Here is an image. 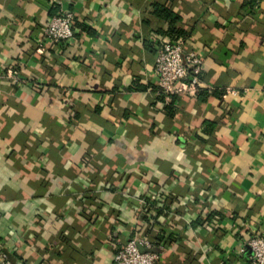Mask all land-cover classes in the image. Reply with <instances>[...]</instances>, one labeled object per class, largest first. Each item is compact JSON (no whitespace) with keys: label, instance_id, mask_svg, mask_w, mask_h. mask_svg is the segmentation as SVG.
I'll list each match as a JSON object with an SVG mask.
<instances>
[{"label":"crops","instance_id":"1","mask_svg":"<svg viewBox=\"0 0 264 264\" xmlns=\"http://www.w3.org/2000/svg\"><path fill=\"white\" fill-rule=\"evenodd\" d=\"M51 1L0 0V246L15 264H111L140 235L157 264H249L264 232V3L60 0L81 27L38 53ZM152 4L189 32L197 91L221 93L179 96L174 118L151 90L143 42L168 39ZM161 193L173 200L146 224Z\"/></svg>","mask_w":264,"mask_h":264},{"label":"built area","instance_id":"2","mask_svg":"<svg viewBox=\"0 0 264 264\" xmlns=\"http://www.w3.org/2000/svg\"><path fill=\"white\" fill-rule=\"evenodd\" d=\"M51 5L58 8V13L47 20L42 31L43 40L36 45L38 53L45 50V45L58 47L73 39L75 15L66 10L60 0H52ZM184 48L182 40L169 39L161 40L154 48L152 78L163 93L181 96L197 92L201 60L194 53H184ZM7 77L12 83L20 82L17 71L8 72ZM152 248V243L145 237L135 235L114 253L111 264H157L160 254ZM242 252L248 253L249 264H264V232L252 235ZM9 255L0 246V264H14Z\"/></svg>","mask_w":264,"mask_h":264},{"label":"trees","instance_id":"3","mask_svg":"<svg viewBox=\"0 0 264 264\" xmlns=\"http://www.w3.org/2000/svg\"><path fill=\"white\" fill-rule=\"evenodd\" d=\"M264 3V0H244L241 9H247V10H253L254 8L258 7L260 4ZM58 13V8L55 6L50 7L48 16L51 18L52 16L56 15ZM151 17L160 24H166L167 30L165 32H162L161 30H157L156 32L158 34L167 36V38L171 41L175 40H182L184 44H186L187 40L189 39V32L184 31L181 28H178V25L181 24V18L172 12L168 7H165L163 5L159 4H152L151 6ZM145 25H149L148 21H145ZM81 27L79 24H77V21L75 19V22L73 24V29ZM82 29L89 33L93 34L91 31L85 29L82 27ZM144 47L154 52L153 45L148 42H143ZM134 90L137 92H144L147 90V87L134 84ZM151 90L157 92L156 100L164 105V112L169 118H174L177 112V106L180 102L181 97L171 94V93H163L158 88L152 87ZM221 93L218 92H212L211 94H208L206 91L198 90L196 92V98L197 100L201 102H206L210 97L214 98H220ZM205 131L206 133H211L214 129V124L212 123H205ZM172 198L169 196H166V194L161 193L159 194V197L157 199H149L146 203L145 212L143 215V220L146 224L153 225L157 218L161 215H163L168 210V204L172 202ZM65 242V239H63ZM156 243L158 239H153ZM118 247L115 252L119 249ZM114 252V253H115ZM9 259L15 264L16 258L14 255H9Z\"/></svg>","mask_w":264,"mask_h":264}]
</instances>
